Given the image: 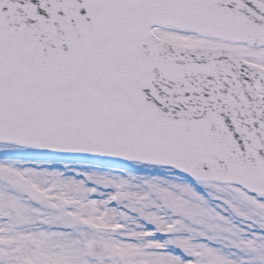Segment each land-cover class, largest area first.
I'll return each instance as SVG.
<instances>
[{
	"label": "snow or ice",
	"instance_id": "1",
	"mask_svg": "<svg viewBox=\"0 0 264 264\" xmlns=\"http://www.w3.org/2000/svg\"><path fill=\"white\" fill-rule=\"evenodd\" d=\"M0 264H264V0H0Z\"/></svg>",
	"mask_w": 264,
	"mask_h": 264
},
{
	"label": "rangeland",
	"instance_id": "2",
	"mask_svg": "<svg viewBox=\"0 0 264 264\" xmlns=\"http://www.w3.org/2000/svg\"><path fill=\"white\" fill-rule=\"evenodd\" d=\"M66 163L69 164V165H74V164L88 165V164H94L96 162L90 161V160H79V161H67Z\"/></svg>",
	"mask_w": 264,
	"mask_h": 264
}]
</instances>
